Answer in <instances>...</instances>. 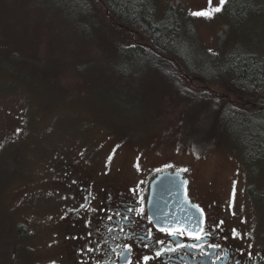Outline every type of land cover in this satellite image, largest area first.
Returning <instances> with one entry per match:
<instances>
[{"label":"rangeland","instance_id":"374dc122","mask_svg":"<svg viewBox=\"0 0 264 264\" xmlns=\"http://www.w3.org/2000/svg\"><path fill=\"white\" fill-rule=\"evenodd\" d=\"M244 1L237 18L223 8L211 18L191 14L218 0L153 5L158 17L175 6L195 27V56L207 63L221 57V66L240 49L264 56V0ZM97 8L123 29L100 0ZM100 28L109 31L106 23ZM87 32L94 34L91 26ZM85 36L56 0H0V264H64V193L72 176L90 169L98 179L135 181L144 167L170 163L194 167L193 179L217 187L225 203L234 198L228 222L256 239L248 248L264 264V159L244 166L240 145L216 120L184 114L185 102L150 90L139 75L111 77Z\"/></svg>","mask_w":264,"mask_h":264},{"label":"trees","instance_id":"16d2710c","mask_svg":"<svg viewBox=\"0 0 264 264\" xmlns=\"http://www.w3.org/2000/svg\"><path fill=\"white\" fill-rule=\"evenodd\" d=\"M56 1L64 5V20L77 34L97 44V61L111 77L127 80L139 75L150 90L169 91L185 102L184 114L216 120L221 133L235 138L247 162L264 159V56L240 49L227 53L225 57H232L221 66L215 64L221 57L208 63L198 59L192 48V42H198L195 27L173 5L158 17L153 0H100L111 14L109 21L123 24L122 29L97 14L98 0ZM248 3L227 0L223 10L237 18ZM104 23L110 32L100 28ZM90 26L94 34L87 32Z\"/></svg>","mask_w":264,"mask_h":264},{"label":"flooded vegetation","instance_id":"af4514ba","mask_svg":"<svg viewBox=\"0 0 264 264\" xmlns=\"http://www.w3.org/2000/svg\"><path fill=\"white\" fill-rule=\"evenodd\" d=\"M251 164L243 158L244 166ZM144 170L135 181L111 179L110 174L98 179L90 169L68 180L64 264H262L259 254L248 248L256 239L246 238L228 222V214L235 212L233 197L225 203L217 187H207L196 175L194 180L195 168L189 164L177 167L170 163L162 169L146 166ZM166 170L182 173L189 209L183 221L161 224L150 212L149 197L152 180ZM248 188L243 191L247 199L255 191L253 186ZM181 207L177 203L176 208ZM201 228L209 234L203 235ZM176 229L185 234H168ZM190 233L203 238L195 240Z\"/></svg>","mask_w":264,"mask_h":264},{"label":"water","instance_id":"95a60500","mask_svg":"<svg viewBox=\"0 0 264 264\" xmlns=\"http://www.w3.org/2000/svg\"><path fill=\"white\" fill-rule=\"evenodd\" d=\"M179 181V185L175 182ZM168 182L169 187L161 189V183ZM185 180L182 173L178 171L166 170L160 172L152 181L150 194V212L158 223L181 222L186 217V208L189 209L188 199L185 195ZM159 198V202L157 199ZM161 201V202H160ZM177 203L182 207L176 208ZM155 206H173L172 210H157Z\"/></svg>","mask_w":264,"mask_h":264},{"label":"snow or ice","instance_id":"6c2138e0","mask_svg":"<svg viewBox=\"0 0 264 264\" xmlns=\"http://www.w3.org/2000/svg\"><path fill=\"white\" fill-rule=\"evenodd\" d=\"M209 4L211 5V0H209ZM225 4H226V0H218V6H216L214 8L213 7H210L209 9L203 10V11L192 12L191 14L193 16H197V17L203 16V17L211 18V16L214 13L220 12ZM184 171H186V170H184ZM131 210L132 209H129V211H131ZM161 231H164V229H161ZM200 232L203 233V235H208L209 234V233H205L202 228L200 229ZM168 234L169 235H172V236H175V235H184L185 234V230H183V229H176V230L169 231ZM189 235H191L192 238L195 239V240H201L203 238L202 235H196V234H191V233ZM159 243H163V242L160 241ZM193 246L195 247V245H193ZM177 247H184V245H177ZM210 247L218 248L220 246L219 245H210ZM169 250L175 251L174 248L173 249H169ZM160 255H161V252L160 251H157L156 252V256H160ZM148 259H149V257H147V256L144 257V260L145 261H147Z\"/></svg>","mask_w":264,"mask_h":264},{"label":"bare ground","instance_id":"6f19581e","mask_svg":"<svg viewBox=\"0 0 264 264\" xmlns=\"http://www.w3.org/2000/svg\"><path fill=\"white\" fill-rule=\"evenodd\" d=\"M153 181V180H152ZM151 184H152V182H151ZM162 185H161V189H164V188H167V187H169V183L168 182H162L161 183ZM175 184L176 185H179V181H177V182H175ZM151 194V193H150ZM149 200H150V197H149ZM157 201L159 202V198L157 199ZM161 202V201H160ZM149 204H150V202H149ZM160 207H164L166 210H172L173 209V206H155V208L157 209V210H159L160 212L162 211H164V209L162 210Z\"/></svg>","mask_w":264,"mask_h":264}]
</instances>
